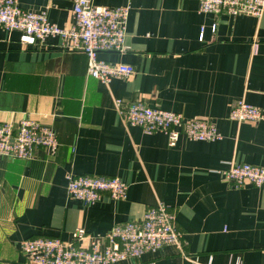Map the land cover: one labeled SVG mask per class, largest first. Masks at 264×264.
<instances>
[{"label":"crops","instance_id":"obj_1","mask_svg":"<svg viewBox=\"0 0 264 264\" xmlns=\"http://www.w3.org/2000/svg\"><path fill=\"white\" fill-rule=\"evenodd\" d=\"M91 1L131 7L127 52L99 59L133 67V77L106 85L88 76L86 55L65 49L61 38L23 47L18 32L0 27V124L35 121L60 143L55 156L43 149L27 161L0 156V264H28L19 251L24 240L72 242L83 229L87 246L159 204L175 212L182 249L119 264H264V185L237 189L223 174L232 162L264 166V119H229L238 101L264 114V13L203 14L200 0ZM17 2L61 28L73 25L71 0ZM116 100L212 120L222 139L182 135L171 147L166 134L126 124ZM69 174L117 177L127 198L85 205L69 198Z\"/></svg>","mask_w":264,"mask_h":264},{"label":"built area","instance_id":"obj_2","mask_svg":"<svg viewBox=\"0 0 264 264\" xmlns=\"http://www.w3.org/2000/svg\"><path fill=\"white\" fill-rule=\"evenodd\" d=\"M73 25L61 28L49 21L46 12L23 9L17 0H0V27L20 34L23 47H38L48 37H59L63 47L84 53L88 60L87 74L104 84L112 79L131 78L135 69L128 65L99 59L101 53L127 52V24L131 7L109 8L96 6L91 0H71ZM200 12L215 16H254L264 13V0H200ZM212 31H217V23ZM205 29L202 28L201 38ZM116 107L124 122L140 127L147 134L164 133L174 147L184 135L196 142H214L222 139L215 122L209 119H188L178 113L150 108L142 103ZM229 119L238 123L258 124L264 119L262 110L245 101L235 103ZM60 143L55 132L31 120H23L16 129L13 124H0V156L27 161L37 149L55 156ZM235 188L246 185L260 188L264 185V166L232 162L223 173ZM69 198L94 205L105 197L114 201L127 198L128 185L117 177L67 176ZM87 238L83 229L73 234L72 242L59 238L37 237L24 240L19 251L28 264H119L137 260L146 253H155L168 246L182 249V233L176 225V214L165 204L147 209L139 220L116 225L105 237L93 238L89 245L80 242ZM237 264H242L239 261Z\"/></svg>","mask_w":264,"mask_h":264}]
</instances>
